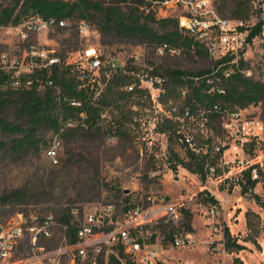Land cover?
Instances as JSON below:
<instances>
[{
    "label": "trees",
    "instance_id": "trees-1",
    "mask_svg": "<svg viewBox=\"0 0 264 264\" xmlns=\"http://www.w3.org/2000/svg\"><path fill=\"white\" fill-rule=\"evenodd\" d=\"M162 1L0 0V23H19L30 15L55 18L65 23L98 20L106 30L136 38V44L144 43L154 48L157 44L167 43L178 48L182 55L206 57L199 44L179 32L175 20L156 17L153 7ZM248 3L249 0H225L221 4L217 2L215 8L221 17L245 18L250 9ZM226 12L230 13L229 17L224 16ZM64 27L55 26L52 29L63 30ZM259 28L260 24L256 30ZM216 65L213 62L209 69L199 71L159 67L149 74L161 76L165 80L160 99L162 104L178 102L179 115L187 110L195 117L203 111L205 125L210 128L215 121L221 129L224 113L264 104V83L235 73L227 79L215 78L214 92H208L211 86L206 84L205 76ZM76 70L75 64H66L59 58L58 63L46 69H35L27 77L33 83L29 89L11 88L8 77L3 75L0 78V132L8 137L6 140L0 139V170H27L20 186L1 193L0 207H7L6 211L10 213H25L24 207L41 204L67 225L68 235L72 233L71 211L77 208L81 212L83 204L98 201L102 193H106L105 200L118 209L140 204L144 198L132 197L131 193H126L117 183L114 184V180L107 181L103 170L105 162L126 153V144L133 140V99H136L135 105L143 104L148 98L147 90L138 86V81L128 73V68L110 70L105 66L101 71L100 83L85 85L77 80ZM131 84L134 87L128 91L126 87ZM184 89L186 93L182 95ZM217 89L223 90L222 94H218ZM155 129L165 134L168 141L175 136L186 147L185 158L180 159L171 154L169 162L176 157L171 167L175 170L180 165L197 175L203 183L208 167L213 166L218 157L209 152L196 153L184 144L178 134L176 121L163 119ZM47 132L62 142L63 155L55 164L43 163L32 167V161L39 159L50 146L51 142L44 136ZM115 136L120 137L121 143L116 147L106 146L105 142ZM134 153L135 158H138V152L135 150ZM28 167H32L31 172ZM251 168L243 172L238 182L241 193L252 197L264 209V198L253 193L258 181L252 180ZM196 197L206 205L218 204L205 189L199 191ZM180 212L183 215L182 225L187 232L192 233V214L185 209ZM163 220H158L151 229V240L157 237L154 229L164 227L161 245L167 246L174 232L172 224L164 225ZM166 228L169 230L166 231ZM223 239L224 248L229 253L245 249L232 238L228 229L224 230ZM248 240L256 242L253 237Z\"/></svg>",
    "mask_w": 264,
    "mask_h": 264
},
{
    "label": "built area",
    "instance_id": "built-area-1",
    "mask_svg": "<svg viewBox=\"0 0 264 264\" xmlns=\"http://www.w3.org/2000/svg\"><path fill=\"white\" fill-rule=\"evenodd\" d=\"M155 5H159L157 11L154 9L156 17L175 20L179 32L199 44L206 58L217 63L205 76L206 84L211 86L208 92H214L215 78L227 79L235 73L264 83V0H249L250 9L245 18L221 17L216 12L215 3L210 0H164ZM259 24L260 28L256 30ZM64 25V21L40 15H30L19 23H0V78L3 75L8 77L11 88L29 89L33 83L27 77L35 69H46L59 62L54 53L33 44L32 37ZM79 25L87 27L84 21ZM6 36L11 42L4 40ZM154 50L159 56L181 54L178 48L167 43L155 45ZM139 59V54L134 53L130 62L125 64L116 60L102 62L99 56L93 55L76 66L77 80L82 85L100 83L103 67L110 70L128 68V73L138 81L140 88L160 92L165 80L145 72V68L138 66ZM65 63L74 64L68 60ZM133 87L131 84L126 89L131 91ZM216 91L218 94L223 92L221 89ZM185 93V89L181 91L182 95ZM153 103V127L146 132L144 146L139 151L141 157L154 149L158 138L163 139L159 145H164L165 140L164 147L167 146L166 135L155 129L163 119L178 122L181 141L194 152L205 153L194 145L193 135L186 130L191 122H205L203 111L195 117L187 110L179 115L173 106L163 107L157 99H153ZM239 111L224 113L221 127L228 129L229 121L236 119ZM225 119L230 120L226 122ZM251 124L253 137L264 138V122L256 120ZM113 139L110 137L109 141ZM59 145V140L54 137L46 150L47 156L54 158ZM180 170H184L180 165L175 170L165 165L162 175L180 178ZM213 173V166L208 167L207 175ZM250 174L252 180L258 181L259 173L254 166ZM92 205L96 206L82 208L81 212L77 208L71 211L70 235L66 234L67 225L56 216L32 212L10 213L0 207V264H162L163 255L157 250L161 245L156 242L158 237L151 240L152 233L148 232L151 221L148 218L150 212L154 211L166 223H177L181 212L174 200L160 192H149L140 204L126 209L115 208L106 200ZM168 245L179 246L180 240L173 235Z\"/></svg>",
    "mask_w": 264,
    "mask_h": 264
},
{
    "label": "rangeland",
    "instance_id": "rangeland-1",
    "mask_svg": "<svg viewBox=\"0 0 264 264\" xmlns=\"http://www.w3.org/2000/svg\"><path fill=\"white\" fill-rule=\"evenodd\" d=\"M210 1L217 5V2L221 4L225 0ZM3 3L7 4L5 1ZM158 7L159 5H155L153 8L157 11ZM178 8L179 10L182 8L180 3ZM224 16L229 17L230 13L226 12ZM79 22L81 20L66 22L65 29H51L32 37L31 42L76 66L93 55L99 56L102 62L116 60L126 64L130 62L134 53L140 56L138 66L145 68L147 73L159 67L199 71L209 69L212 65V62L204 56L190 57L182 54L159 56L152 46L144 43L136 44V38L106 30L101 27L98 20L85 21L86 28L79 25ZM4 40L7 43L11 42L7 36ZM147 90L146 102L135 105L136 99H133L131 106L134 122V130H131L133 140H129L126 144L128 149L124 155L104 163L103 175L107 181L114 180V184L117 183L126 193H131L132 197H141L149 192H160L174 200L180 211L185 209L192 214L190 221L192 233L187 232L186 227L182 225L183 215L177 223L168 222L172 224L173 235L178 237L180 245L157 248L163 255L162 264H264V209L260 208L249 195H242L238 183L242 179L243 172L254 166L258 170L259 179L253 193L264 198V138L253 137L254 128L251 124L256 120L264 122V104L249 105L238 112L236 119H225V121L230 120L228 129L223 127L219 129L215 121L211 123L210 128L203 121L191 122L186 128L193 135L195 146L218 157L213 165L215 173L208 174L202 183L197 175L185 168L180 170V178L162 175L165 165L171 167V164L176 162V157L169 162L171 154H175L180 159L187 155L186 147L175 136L167 142L166 147H164L165 140L164 145H159L163 139L158 138V143L150 153L143 157L139 155L140 149L144 146L146 132L153 127L152 120L155 114L153 99L161 102L163 93L162 90L158 93L155 89ZM162 106H173L177 112L179 111L178 102L169 101ZM44 136L50 143L54 135L47 132ZM0 139L6 140L8 137L0 132ZM120 140L119 136H115L105 144L108 147H116L121 143ZM135 150L138 152V158L134 156ZM62 155L61 142L54 158L48 157L44 151L42 156L34 159L30 166L35 167L43 163L55 164ZM32 167H28V171L31 172ZM26 172L25 168L14 169L11 172L0 170V195L4 191L20 186L23 183V174ZM203 189L217 200V206L198 201L196 196ZM105 196L106 193H102L98 201L83 204V208L95 207L96 205L92 204L104 202ZM6 208L3 207L4 210ZM24 210L26 213H50L41 204L29 205L24 207ZM160 216L154 211L150 212L148 220L151 221V225L148 227V232H153L151 229L161 219ZM168 223L163 220L164 225ZM225 229H228L232 238L245 246V249L227 252L223 239ZM163 230L164 227L154 229L157 237L159 236L157 243L162 242ZM250 237L256 242L252 243L248 240ZM235 258L238 261L235 262Z\"/></svg>",
    "mask_w": 264,
    "mask_h": 264
},
{
    "label": "crops",
    "instance_id": "crops-1",
    "mask_svg": "<svg viewBox=\"0 0 264 264\" xmlns=\"http://www.w3.org/2000/svg\"><path fill=\"white\" fill-rule=\"evenodd\" d=\"M161 245V244H160ZM161 248H162V245H161ZM163 249V248H162Z\"/></svg>",
    "mask_w": 264,
    "mask_h": 264
}]
</instances>
